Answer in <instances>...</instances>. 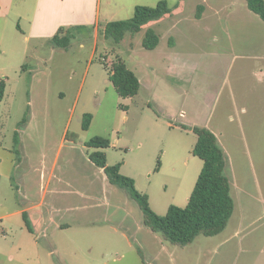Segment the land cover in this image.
Segmentation results:
<instances>
[{
    "label": "rangeland",
    "instance_id": "rangeland-1",
    "mask_svg": "<svg viewBox=\"0 0 264 264\" xmlns=\"http://www.w3.org/2000/svg\"><path fill=\"white\" fill-rule=\"evenodd\" d=\"M159 1L87 0L85 21L66 26L74 35L68 48L47 38L25 42L19 31L28 30L35 0L12 2L6 26L20 40L0 53L1 172L11 174L0 214L19 206L16 197L39 202L46 190L49 229L35 248L38 232L23 214L0 219V264H264V58L246 56L264 55V19L246 0H165L168 14L120 43L103 35L107 22ZM148 29L160 37L154 49L143 46ZM117 59L140 81L132 97L109 78ZM250 119L258 127L245 131ZM196 126L212 130L227 155L235 209L221 233L181 246L146 226L139 204L90 156L121 163L164 216L172 204L187 205L202 169ZM96 136L110 145L88 146ZM51 169L48 188L40 175Z\"/></svg>",
    "mask_w": 264,
    "mask_h": 264
},
{
    "label": "trees",
    "instance_id": "trees-1",
    "mask_svg": "<svg viewBox=\"0 0 264 264\" xmlns=\"http://www.w3.org/2000/svg\"><path fill=\"white\" fill-rule=\"evenodd\" d=\"M248 7L264 19V0H246ZM171 11L167 1L162 0L155 7L136 5L134 15L123 20H112L106 23L102 32L105 38H112L120 43L126 33L135 34L150 21L159 20ZM73 33L66 26H61L52 37L55 45L68 48ZM160 37L153 30L148 29L143 40L146 49H154L159 45ZM109 78L117 92L123 97L136 95L140 88V81L136 74L129 69L121 59H117L109 69ZM0 83V97L4 90ZM92 116L86 114L83 129H88ZM25 117L21 121L23 125ZM197 141L193 154L203 160V166L198 179L184 207L170 205L166 215L157 214L149 204L147 194L139 191L132 177L121 173V163L108 166L103 152L91 154V161L102 168L108 180L127 190L140 206L143 212V222L152 231L159 233L163 238L173 244L187 245L200 234L213 236L221 233L227 226L235 209V202L231 193V183L226 174L228 163L227 155L220 145L217 135L206 127H194ZM15 141L19 144L18 133ZM88 146L104 148L110 145L108 139L100 136L88 141ZM26 218V216L24 215ZM28 228L31 229L27 221Z\"/></svg>",
    "mask_w": 264,
    "mask_h": 264
},
{
    "label": "crops",
    "instance_id": "crops-1",
    "mask_svg": "<svg viewBox=\"0 0 264 264\" xmlns=\"http://www.w3.org/2000/svg\"><path fill=\"white\" fill-rule=\"evenodd\" d=\"M14 0H0V53L6 52V47L10 48L11 50L15 51L17 46V41L20 40L19 35H17L14 32L8 31L6 22L7 18L9 17L12 2ZM27 1V0H24ZM69 0H35V3L33 5V10L31 11V14L29 16V28L28 30L20 29V34L25 42H31L32 39H42L47 38L51 42V38L56 33L57 29L64 26H71V25H79L82 24L86 19V10H85V4L87 0H80L81 5L79 4V0H70L72 4L66 3ZM21 17V16H20ZM5 42H7V46H5ZM250 58L255 57H261L264 58V55H246ZM260 58V59H261ZM258 125L256 124V121L254 119L244 120L243 121V128L246 129H256ZM3 159L0 157V190L4 184V181L7 179V177L10 179L11 174H4V172H1L3 170ZM20 165V162H16V160H13V167L17 168ZM53 170L51 169L49 173L47 170H42L40 175V180L46 183V186L49 188V186L52 183L53 180ZM20 187V186H19ZM47 189V188H46ZM18 191H20V188H18ZM47 193L46 190H44L43 196L39 202H29L25 204V198L23 199L22 195L21 197H16L17 199L14 200L15 203H17L19 206L14 209V211L9 213H2L0 214V219L5 220L8 217H11L15 214H23V216H26V227L28 228L27 219H31L32 224H30L31 229L28 228V230L31 233L38 232L37 236H34V241L30 244L33 245L35 248H37L39 244V233L42 231L46 234L48 231V223L47 219L44 218L41 208L45 205L46 202ZM7 198H2L1 206H4L6 203ZM22 205V206H20ZM4 208V207H3ZM52 209V207H50ZM54 209V208H53ZM32 212L34 215H29L28 212ZM52 221V219L50 220ZM58 227L62 226H69V224L64 223H56ZM34 229V230H33ZM37 229V230H36ZM5 231V230H4ZM34 231V232H33ZM47 238L46 235H44V238ZM53 254V252H50Z\"/></svg>",
    "mask_w": 264,
    "mask_h": 264
},
{
    "label": "built area",
    "instance_id": "built-area-1",
    "mask_svg": "<svg viewBox=\"0 0 264 264\" xmlns=\"http://www.w3.org/2000/svg\"><path fill=\"white\" fill-rule=\"evenodd\" d=\"M5 231L3 229V227L0 226V235L3 234Z\"/></svg>",
    "mask_w": 264,
    "mask_h": 264
}]
</instances>
